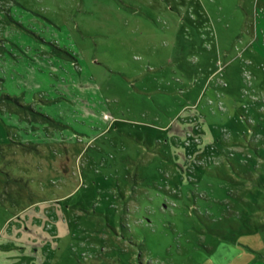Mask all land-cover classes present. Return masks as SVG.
<instances>
[{
    "label": "rangeland",
    "instance_id": "374dc122",
    "mask_svg": "<svg viewBox=\"0 0 264 264\" xmlns=\"http://www.w3.org/2000/svg\"><path fill=\"white\" fill-rule=\"evenodd\" d=\"M0 264H264V0H0Z\"/></svg>",
    "mask_w": 264,
    "mask_h": 264
},
{
    "label": "crops",
    "instance_id": "0c3cea01",
    "mask_svg": "<svg viewBox=\"0 0 264 264\" xmlns=\"http://www.w3.org/2000/svg\"><path fill=\"white\" fill-rule=\"evenodd\" d=\"M251 41V40H250ZM4 51V50H3ZM5 54V55H4ZM2 56H4V57H2V60H3V62H4V65H6V66H10V65H13V64H15V62H14V59L9 55V54H7V53H5V51L3 52V54H2ZM10 56V57H9ZM9 57V58H8ZM42 57V61H43V64L45 65V63H51V61L49 60V56H47V55H42L41 56ZM8 58V59H7ZM69 58V57H68ZM44 59V60H43ZM76 61H78L77 60V58H74ZM73 59H71L70 60V62H66L65 61V58H63V57H60L59 59H58V62H57V65H58V67L61 69H64V65H66V64H69V65H71V67H73V66H75V65H77V63L78 62H76V61H72ZM42 64V63H41ZM38 65H40V64H38ZM42 66L43 65H41V68H42ZM7 67V68H8ZM41 68H40V70H41ZM6 86H8V85H6ZM9 87V86H8ZM10 89H12V88H10ZM13 90V89H12ZM23 92V91H22ZM17 95H19V93H17V92H15ZM24 95H26V94H24Z\"/></svg>",
    "mask_w": 264,
    "mask_h": 264
},
{
    "label": "trees",
    "instance_id": "16d2710c",
    "mask_svg": "<svg viewBox=\"0 0 264 264\" xmlns=\"http://www.w3.org/2000/svg\"><path fill=\"white\" fill-rule=\"evenodd\" d=\"M4 96H6L7 98H14V99H17V96H12L10 94H7V93H3ZM24 105H27L28 107H30V104L27 103V104H24ZM32 108V107H31Z\"/></svg>",
    "mask_w": 264,
    "mask_h": 264
},
{
    "label": "built area",
    "instance_id": "2783aa9c",
    "mask_svg": "<svg viewBox=\"0 0 264 264\" xmlns=\"http://www.w3.org/2000/svg\"><path fill=\"white\" fill-rule=\"evenodd\" d=\"M224 68H225V64L219 62V69H218V71H219L221 74L223 73Z\"/></svg>",
    "mask_w": 264,
    "mask_h": 264
}]
</instances>
